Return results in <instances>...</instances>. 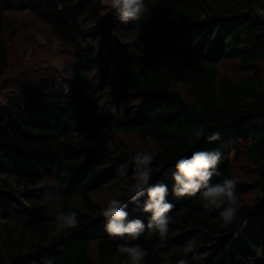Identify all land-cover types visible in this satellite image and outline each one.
<instances>
[{
    "label": "trees",
    "instance_id": "trees-1",
    "mask_svg": "<svg viewBox=\"0 0 264 264\" xmlns=\"http://www.w3.org/2000/svg\"><path fill=\"white\" fill-rule=\"evenodd\" d=\"M144 3L141 18L124 23L114 9L101 14L100 0H0V74L7 12L44 23L72 60L65 92L42 77L0 103V264H127L116 251L125 241L106 232L100 211L114 193L127 201L137 151L154 154L150 183L166 184L174 205L161 240L147 228L149 213L127 201L128 218L146 226L132 242L147 250L143 264H264V0ZM86 20L106 31L96 46L86 40ZM99 93L127 104L112 112ZM199 127L220 139L193 143ZM108 132L142 135L151 148ZM199 150L222 154L213 183L236 178L233 160L253 169L250 180L236 178L241 207L226 227L199 194H173L176 159ZM46 181L56 186L57 213L76 212L77 228L61 230L52 219ZM109 186L116 188L107 199L95 198ZM189 240L196 249L186 253Z\"/></svg>",
    "mask_w": 264,
    "mask_h": 264
},
{
    "label": "clouds",
    "instance_id": "clouds-1",
    "mask_svg": "<svg viewBox=\"0 0 264 264\" xmlns=\"http://www.w3.org/2000/svg\"><path fill=\"white\" fill-rule=\"evenodd\" d=\"M106 3L116 11L119 19L124 23L139 20L146 10L144 0H106ZM260 14L264 16V12ZM205 131L203 127L193 129V143L200 138H205L208 142L220 139L218 131H212L207 136ZM221 155L218 150H199L194 151L191 156H181L174 163L175 171L171 173V178L174 181L172 191L176 197L199 194L203 210L209 213L219 210L221 226L226 227L236 219L241 203L236 193L239 182L236 178H224L213 183V177L220 176L217 166ZM154 158V154L150 151H137L134 154L132 158L135 166L134 182L127 189V201L135 203L141 211L149 213L147 228L158 234L161 240H166L169 226L173 222L169 214L174 205L167 199L166 184L150 183L152 174L150 165ZM145 196L146 199L141 200ZM127 201L121 199L118 193H114L101 208L100 215L106 221V232L125 241L117 245V253L126 256L127 264H143L148 255L147 250L138 243L132 242L140 238L146 226L139 218H128ZM55 221L61 230L79 226V219L74 211H59ZM195 249L196 242L189 240L184 251L193 252ZM178 264H188V262L181 259Z\"/></svg>",
    "mask_w": 264,
    "mask_h": 264
},
{
    "label": "rangeland",
    "instance_id": "rangeland-1",
    "mask_svg": "<svg viewBox=\"0 0 264 264\" xmlns=\"http://www.w3.org/2000/svg\"><path fill=\"white\" fill-rule=\"evenodd\" d=\"M100 1V12L103 14L110 7L107 5L106 0ZM84 27L89 31L86 34V40L95 46L105 36L103 33L106 31L95 28L91 20H86ZM4 32V40L7 46V63L0 74V103L5 104L9 100L20 96L26 87L33 85L42 77L52 81L56 90L66 91V79L72 62L70 50L52 36L44 23L37 21L27 12H7L4 14ZM224 70L229 72L230 67L225 65ZM262 72H264V65L261 66ZM99 95L101 107L112 112H118L127 104L125 101L128 97H120L117 100L106 97L102 93H99ZM107 136L108 138H120L122 141L134 144L141 149L151 148L150 141L142 135L124 136L116 132H108ZM232 162L236 178L250 180L253 177L251 166L240 160H233ZM43 186L45 200L50 208L51 217L55 220L60 201L56 186L52 181H46ZM113 191L111 186L106 187L98 191L95 198L99 200L107 199ZM254 196L255 191H250L243 198L245 201L250 202ZM90 253L95 254L94 247L91 248Z\"/></svg>",
    "mask_w": 264,
    "mask_h": 264
},
{
    "label": "built area",
    "instance_id": "built-area-1",
    "mask_svg": "<svg viewBox=\"0 0 264 264\" xmlns=\"http://www.w3.org/2000/svg\"><path fill=\"white\" fill-rule=\"evenodd\" d=\"M262 12V10H258V13H261Z\"/></svg>",
    "mask_w": 264,
    "mask_h": 264
}]
</instances>
